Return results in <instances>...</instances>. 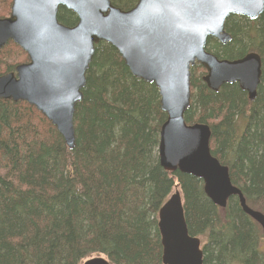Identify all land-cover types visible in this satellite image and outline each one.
Here are the masks:
<instances>
[{"label":"trees","instance_id":"1","mask_svg":"<svg viewBox=\"0 0 264 264\" xmlns=\"http://www.w3.org/2000/svg\"><path fill=\"white\" fill-rule=\"evenodd\" d=\"M123 11L138 0H109ZM11 0H0V19ZM59 24L77 18L65 9ZM230 43L209 40L206 51L221 60L249 53L261 59L256 98L236 85L217 92L191 69L187 125H207L210 153L228 169L249 208L264 215V12L254 22L229 17ZM9 42L0 51V77L26 63ZM82 100L74 111V148L34 108L0 100V264H81L103 256L109 264H162L159 209L179 188L191 237L204 239L203 264H264L259 227L228 200L221 210L200 180L164 171L159 131L166 121L158 90L133 77L114 48L95 46Z\"/></svg>","mask_w":264,"mask_h":264},{"label":"water","instance_id":"2","mask_svg":"<svg viewBox=\"0 0 264 264\" xmlns=\"http://www.w3.org/2000/svg\"><path fill=\"white\" fill-rule=\"evenodd\" d=\"M59 9L74 14L77 24L72 28L59 24ZM263 12L264 0H138L127 11L109 0H12L10 16L0 20V51L12 42L28 62L0 77V100L33 107L71 151L74 111L82 100L95 46L110 45L133 77L158 90L166 114L159 131L160 167L200 180L205 196L218 208L238 198L242 212L260 227L264 240V215L247 207L240 190L231 184L228 169L211 156L208 126L184 122L191 98L190 70L197 64L206 71L202 81L210 90L237 84L254 101L260 57L251 53L220 60L205 46L212 39L222 46L230 43L224 30L229 17L255 21ZM157 228L162 264H203L200 240L189 236L179 193L159 209ZM83 264L109 263L95 257Z\"/></svg>","mask_w":264,"mask_h":264},{"label":"rangeland","instance_id":"3","mask_svg":"<svg viewBox=\"0 0 264 264\" xmlns=\"http://www.w3.org/2000/svg\"><path fill=\"white\" fill-rule=\"evenodd\" d=\"M10 13V12H9ZM8 17V16H7ZM6 17V18H7ZM177 192H179V193H181V191H180V189L179 188H174L173 190H172V192H171V194H175V193H177ZM263 241V240H262ZM201 243H202V245L204 244V239H201ZM263 244H262V246L264 247V242H262ZM94 257H98V256H94ZM93 258V257H92Z\"/></svg>","mask_w":264,"mask_h":264},{"label":"bare ground","instance_id":"4","mask_svg":"<svg viewBox=\"0 0 264 264\" xmlns=\"http://www.w3.org/2000/svg\"><path fill=\"white\" fill-rule=\"evenodd\" d=\"M237 85V84H236ZM238 86V85H237ZM239 87V86H238ZM256 98V97H255ZM217 160V159H216ZM218 161V160H217Z\"/></svg>","mask_w":264,"mask_h":264}]
</instances>
